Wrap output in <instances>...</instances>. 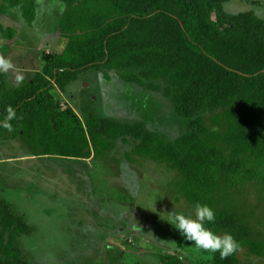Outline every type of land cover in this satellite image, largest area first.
Returning <instances> with one entry per match:
<instances>
[{"label": "trees", "instance_id": "1", "mask_svg": "<svg viewBox=\"0 0 264 264\" xmlns=\"http://www.w3.org/2000/svg\"><path fill=\"white\" fill-rule=\"evenodd\" d=\"M62 1L58 34L65 47L45 53L41 70L19 86L0 74V120L8 106L17 113L13 131L0 127V138H23L35 156L87 160L132 137L138 155L182 175L181 189L191 205L214 209L216 222L208 227L228 231L251 254H263L264 241L251 238L228 210L218 213L211 195L246 160L264 166V18L251 10L227 12L224 4L231 0ZM13 7L32 24L34 0H2L0 14ZM16 36L15 27L0 21V52L10 50ZM90 68L108 80L114 72L127 84L160 93L186 126L184 133L167 140L142 119L124 123L88 112L83 120L63 107L53 90L64 91ZM22 218L0 196V264H18ZM161 261L185 264L176 254ZM208 264H235V254L227 259L214 254Z\"/></svg>", "mask_w": 264, "mask_h": 264}, {"label": "rangeland", "instance_id": "2", "mask_svg": "<svg viewBox=\"0 0 264 264\" xmlns=\"http://www.w3.org/2000/svg\"><path fill=\"white\" fill-rule=\"evenodd\" d=\"M34 1L32 24L37 32L23 59L39 68L42 54L66 45L58 34L66 4ZM224 8L231 13L251 10L264 18V0H231ZM11 9L22 18L19 7ZM0 21L15 26L20 18L17 13L3 14ZM113 73L108 80L102 71L90 68L53 94L83 120L88 112L124 123L142 119L167 140L184 133L186 126L174 118L165 97L127 84ZM205 121L221 131L209 117ZM137 143L132 137L119 139L109 152L84 161L35 156L23 138H0V196L11 201L26 227L17 243L18 264H163L161 256L169 254L180 256L185 264L209 263L213 254L183 242L167 222L168 212L195 214L181 189L182 175L164 162L138 155ZM263 180L264 166L248 159L211 195L215 210H228L257 241H264ZM235 264H264V253L251 254L241 246Z\"/></svg>", "mask_w": 264, "mask_h": 264}, {"label": "clouds", "instance_id": "3", "mask_svg": "<svg viewBox=\"0 0 264 264\" xmlns=\"http://www.w3.org/2000/svg\"><path fill=\"white\" fill-rule=\"evenodd\" d=\"M14 68L12 61L0 55V74L8 73ZM22 79L17 76V80ZM17 119L16 110L12 106L6 108V115L0 120V127L8 132L13 131L11 122ZM194 216L184 213L168 212V223L177 231L181 240L187 244H193L197 250L210 254H219L221 259L236 254L241 245L230 233L217 234L207 225H214L216 213L208 204L196 202L193 205Z\"/></svg>", "mask_w": 264, "mask_h": 264}, {"label": "crops", "instance_id": "4", "mask_svg": "<svg viewBox=\"0 0 264 264\" xmlns=\"http://www.w3.org/2000/svg\"><path fill=\"white\" fill-rule=\"evenodd\" d=\"M11 10L12 9L10 8L4 14H8V15L13 13L18 14L20 18V22L18 25L12 26L17 29V36L15 38V43L12 45L10 50H8L7 52H0V55H3L6 58L10 59L14 65V68L5 74L7 76L8 84L12 87H15V86H19L23 80L31 81L35 73L41 70L42 64L41 67L39 68H33L31 66V62L27 61L26 63H24L23 55H25V52H27V50L30 49L29 45H32L33 39H31L30 37L35 35V33L37 32L36 31L37 26L35 27L33 24H29L24 19L22 15V11H21V15H22L21 18L19 11H15V10L11 11ZM1 15L3 14H0V16ZM37 48L38 47L36 46V49ZM17 54L19 55V57L17 56ZM41 61H43V54ZM17 76L21 77L22 79L17 80Z\"/></svg>", "mask_w": 264, "mask_h": 264}]
</instances>
